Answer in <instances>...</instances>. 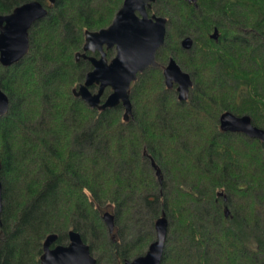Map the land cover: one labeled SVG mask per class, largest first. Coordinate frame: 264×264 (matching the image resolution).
Masks as SVG:
<instances>
[{
    "label": "trees",
    "instance_id": "16d2710c",
    "mask_svg": "<svg viewBox=\"0 0 264 264\" xmlns=\"http://www.w3.org/2000/svg\"><path fill=\"white\" fill-rule=\"evenodd\" d=\"M29 1L0 0V15ZM37 1L47 13L29 28L27 53L0 63L9 99L0 116V264H41L45 237L65 245L70 229L96 264H119L146 252L162 212L160 264H264V144L219 127L230 111L264 129V0L151 2L148 13L167 18L160 66L130 84L127 120L121 104L100 110L73 94L90 69L75 56L85 30L108 26L123 0ZM170 56L192 79L186 100L163 81Z\"/></svg>",
    "mask_w": 264,
    "mask_h": 264
},
{
    "label": "water",
    "instance_id": "95a60500",
    "mask_svg": "<svg viewBox=\"0 0 264 264\" xmlns=\"http://www.w3.org/2000/svg\"><path fill=\"white\" fill-rule=\"evenodd\" d=\"M51 4L54 0H48ZM154 0H123L110 24L96 31L85 30L82 53L78 58H88L93 63L84 81L73 89V94L82 99L89 107L104 110L121 104L124 108L123 117L128 119L132 113V104L129 97L130 84L136 80L137 73L147 67L159 66L156 61V52L163 45L166 35L167 18L164 16L148 15L147 8ZM191 1V0H189ZM47 13L40 1L32 0L16 6L12 12L0 15V63L9 66L20 60L28 51V30L37 20ZM218 31L214 29L211 37L217 39ZM192 38L182 39L181 45L185 49L192 46ZM106 48L115 47V55L107 62ZM98 50L100 57L86 56L85 52ZM164 83L167 88L176 84L177 97L186 100L192 86L190 74L171 57L162 69ZM98 85L92 93L89 86ZM109 87L111 92L100 103V96L104 89ZM9 107V99L0 88V116L4 115ZM219 127L222 131L240 132L248 137L256 138L264 144V129L252 124L248 115H235L224 111L219 116ZM150 164L155 176L161 182V173L156 162L150 157ZM0 210H1V182H0ZM228 210H225V215ZM102 219L109 233L114 229V215L110 211L102 214ZM155 239L148 245L146 252L133 259L124 260L120 264H160L166 235L168 219L165 212L155 220ZM67 245L51 247L57 235L48 234L42 244V253L39 257L41 264H96V258L91 254L90 247L80 234L73 229L68 231Z\"/></svg>",
    "mask_w": 264,
    "mask_h": 264
},
{
    "label": "flooded vegetation",
    "instance_id": "af4514ba",
    "mask_svg": "<svg viewBox=\"0 0 264 264\" xmlns=\"http://www.w3.org/2000/svg\"><path fill=\"white\" fill-rule=\"evenodd\" d=\"M197 1L198 0H191V1H189L188 0V2H190V3H193L195 6L197 5ZM151 6V5H150ZM150 8V7H149ZM149 8H147V12H148V9ZM148 15L149 16H151V15H156V14H149L148 13ZM158 16V15H157ZM167 25V24H166ZM189 36V35H188ZM185 37H187V35L186 36H184L183 38H185ZM191 37V36H190ZM182 38V39H183ZM192 38V37H191ZM218 38V37H217ZM182 39H181V41H182ZM181 41H180V45H181ZM192 41H193V39H192ZM193 44V43H192ZM182 46V45H181ZM192 47V46H191ZM183 48V47H182ZM103 49H104V51H105V57H106V60H107V62H109L111 59H112V57H114V55H115V53H116V51H115V47H111V48H106V46L104 45V47H103ZM107 49H113L114 50V55L113 56H111L110 58H108V56L106 55V50ZM185 49V48H184ZM190 49V48H189ZM189 49H186V50H189ZM79 53H82L83 51L81 50V51H78ZM77 52V53H78ZM76 53V54H77ZM85 54H86V56H92V57H95V58H99L100 57V52L98 51V50H94V51H91V50H88V51H86L85 52ZM172 56H170L169 57V59L171 58ZM79 58H83V59H86L89 63H90V69L89 70H91V69H93V63L88 59V58H84V57H82V56H79L78 58H76V59H79ZM174 58V57H173ZM156 59V58H155ZM169 59L167 60V62L165 63V64H163L162 65V67H161V69H163L164 68V66L168 63V61H169ZM175 59V58H174ZM176 60V59H175ZM157 61V60H156ZM158 62V61H157ZM177 62V61H176ZM178 63V62H177ZM159 64V63H158ZM179 64V63H178ZM180 65V64H179ZM159 66H160V64H159ZM151 67V66H150ZM150 67H147V68H150ZM155 67H158V66H155ZM181 67V66H180ZM146 68V69H147ZM181 69H182V67H181ZM88 70V71H89ZM87 71V72H88ZM86 72V73H87ZM85 73V74H86ZM85 76V75H84ZM84 81V78H83V80L81 81V82H79L78 84H77V86L80 84V83H82ZM163 81H164V79H163ZM174 87H175V90H176V84L174 83V85H173ZM172 86V87H173ZM89 90L92 92V93H94V92H96L97 91V89H98V85H96V84H92V85H90L89 87ZM107 88V87H106ZM109 88V87H108ZM105 90V89H104ZM104 92V91H103ZM110 92H111V89H110ZM177 92V91H176ZM103 94V93H102ZM102 94H101V96H100V103L101 102H103L104 101V99L106 98H104V99H102ZM68 239H69V237H68ZM56 241V240H55ZM55 241H54V243L51 245V247H53V246H55V245H61V244H56L55 243ZM68 242H69V240H68ZM68 244V243H67ZM67 244H65V245H67ZM43 249V248H42ZM122 263V262H121ZM120 264V263H119Z\"/></svg>",
    "mask_w": 264,
    "mask_h": 264
},
{
    "label": "bare ground",
    "instance_id": "6f19581e",
    "mask_svg": "<svg viewBox=\"0 0 264 264\" xmlns=\"http://www.w3.org/2000/svg\"><path fill=\"white\" fill-rule=\"evenodd\" d=\"M166 30H167V27H166Z\"/></svg>",
    "mask_w": 264,
    "mask_h": 264
},
{
    "label": "rangeland",
    "instance_id": "374dc122",
    "mask_svg": "<svg viewBox=\"0 0 264 264\" xmlns=\"http://www.w3.org/2000/svg\"><path fill=\"white\" fill-rule=\"evenodd\" d=\"M181 66V65H180Z\"/></svg>",
    "mask_w": 264,
    "mask_h": 264
}]
</instances>
